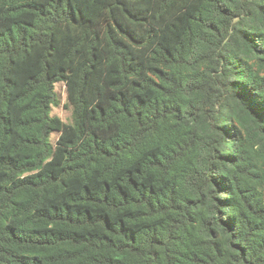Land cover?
Wrapping results in <instances>:
<instances>
[{"label": "trees", "instance_id": "obj_1", "mask_svg": "<svg viewBox=\"0 0 264 264\" xmlns=\"http://www.w3.org/2000/svg\"><path fill=\"white\" fill-rule=\"evenodd\" d=\"M0 264H264V0H0Z\"/></svg>", "mask_w": 264, "mask_h": 264}, {"label": "rangeland", "instance_id": "obj_2", "mask_svg": "<svg viewBox=\"0 0 264 264\" xmlns=\"http://www.w3.org/2000/svg\"><path fill=\"white\" fill-rule=\"evenodd\" d=\"M57 91L61 94L62 103H61V107H57L53 109V114L59 116L65 122H70L72 118V112L71 110H68L64 107V104L67 102L65 86L63 84H58Z\"/></svg>", "mask_w": 264, "mask_h": 264}]
</instances>
